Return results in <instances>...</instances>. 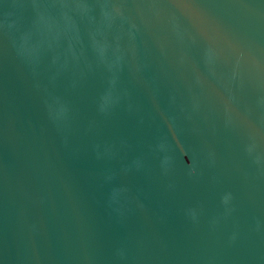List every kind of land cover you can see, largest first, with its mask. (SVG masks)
<instances>
[{"label": "water", "instance_id": "obj_1", "mask_svg": "<svg viewBox=\"0 0 264 264\" xmlns=\"http://www.w3.org/2000/svg\"><path fill=\"white\" fill-rule=\"evenodd\" d=\"M0 264H264V0H0Z\"/></svg>", "mask_w": 264, "mask_h": 264}]
</instances>
